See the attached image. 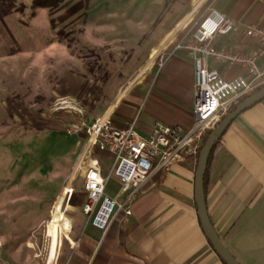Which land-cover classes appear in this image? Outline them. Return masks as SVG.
I'll return each mask as SVG.
<instances>
[{
	"label": "crops",
	"instance_id": "1",
	"mask_svg": "<svg viewBox=\"0 0 264 264\" xmlns=\"http://www.w3.org/2000/svg\"><path fill=\"white\" fill-rule=\"evenodd\" d=\"M164 1L158 0L162 5ZM172 1L174 6L165 4L167 18L161 36L133 70L138 71L136 76L122 87L106 110L110 111L114 125L123 128L133 123L143 137L150 135L155 123L186 129L193 123V61L189 52L178 46L183 36L178 27L184 21L186 25L208 7L227 15L236 26L221 44L242 52L257 47L255 40L240 33L242 29L247 25L264 28V0ZM160 56L164 59L158 66ZM209 63L226 78L245 75L243 69H225L211 60ZM64 80L61 87L70 83L69 78ZM80 135L83 140L84 132ZM91 153L101 175L106 177V170L109 175L111 154L98 147ZM197 159L196 156L175 160L150 175L132 199L131 213L119 211L106 230L87 220L82 210L86 201L83 191L57 264H224L197 216ZM104 192L119 201L125 199L113 175L106 180ZM204 193L210 222L228 251L240 264H264V99L240 112L213 146ZM62 209L53 221H48L51 241L46 264H51L56 255L59 223L64 221Z\"/></svg>",
	"mask_w": 264,
	"mask_h": 264
},
{
	"label": "rangeland",
	"instance_id": "2",
	"mask_svg": "<svg viewBox=\"0 0 264 264\" xmlns=\"http://www.w3.org/2000/svg\"><path fill=\"white\" fill-rule=\"evenodd\" d=\"M31 2L0 0V264H46L48 221L62 207L57 264L84 196L76 166L84 139L68 127L108 109L161 36L165 4L174 6L65 0L48 10Z\"/></svg>",
	"mask_w": 264,
	"mask_h": 264
},
{
	"label": "built area",
	"instance_id": "3",
	"mask_svg": "<svg viewBox=\"0 0 264 264\" xmlns=\"http://www.w3.org/2000/svg\"><path fill=\"white\" fill-rule=\"evenodd\" d=\"M191 17L183 27L179 47L189 52L193 61L192 85L193 123L189 128L181 125L155 123L150 135H139L133 123L118 127L110 120V111L91 123L75 122L68 132H84V141L77 156V167L84 168L83 190L86 201L82 210L95 227L106 230L119 211L131 213L130 203L140 187L154 172L175 160L196 157L206 131H212L218 122L241 98L254 93L264 85V28L247 25L240 32L246 39L255 40L257 47L250 52L234 49L221 41L235 29V21L208 7ZM196 16V15H195ZM163 56L158 58L161 66ZM221 64L225 69L240 68L245 75L224 77L209 63ZM98 147L111 154L109 175H101L91 151ZM76 167V168H77ZM110 175L117 177L125 199L119 201L104 192Z\"/></svg>",
	"mask_w": 264,
	"mask_h": 264
},
{
	"label": "water",
	"instance_id": "4",
	"mask_svg": "<svg viewBox=\"0 0 264 264\" xmlns=\"http://www.w3.org/2000/svg\"><path fill=\"white\" fill-rule=\"evenodd\" d=\"M264 99V86L252 93L251 95L239 101L234 108L218 122L216 127L211 131L204 143L201 145L197 165L194 172V202L196 205L197 216L200 226L206 238L209 240L212 248L225 264H240L234 256L224 246L216 230L210 222L204 193V174L210 152L214 144L218 141L230 122L243 110L251 105Z\"/></svg>",
	"mask_w": 264,
	"mask_h": 264
},
{
	"label": "trees",
	"instance_id": "5",
	"mask_svg": "<svg viewBox=\"0 0 264 264\" xmlns=\"http://www.w3.org/2000/svg\"><path fill=\"white\" fill-rule=\"evenodd\" d=\"M65 0H32L31 2V8L32 9H36V8H45L48 10H55L56 8H58ZM89 0H84V4L85 6L88 4ZM264 86V85H263ZM261 86V87H263ZM261 87H259L258 89H260ZM257 89V90H258ZM256 90V91H257ZM211 133V131H206L203 134L202 137V144L204 143V141L206 140V138L209 136V134ZM215 145V144H214ZM201 148V147H200ZM200 151V149H199ZM198 151V154H199ZM211 153V152H210ZM198 154H197V158H198ZM210 157V155H209ZM209 159V158H208ZM197 165V163H196ZM207 167H208V162H207V166H206V171H207ZM206 171L204 174V191H205V176H206ZM225 264V263H224Z\"/></svg>",
	"mask_w": 264,
	"mask_h": 264
},
{
	"label": "bare ground",
	"instance_id": "6",
	"mask_svg": "<svg viewBox=\"0 0 264 264\" xmlns=\"http://www.w3.org/2000/svg\"><path fill=\"white\" fill-rule=\"evenodd\" d=\"M170 37H171V36H170ZM76 166H77V165H76ZM72 175H73V172H72V174H71V176H70V179L68 180L67 184L70 183V180H71Z\"/></svg>",
	"mask_w": 264,
	"mask_h": 264
}]
</instances>
